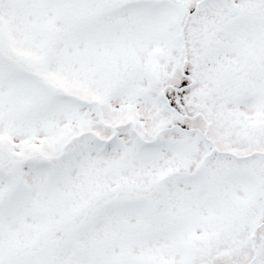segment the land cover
I'll use <instances>...</instances> for the list:
<instances>
[{
    "label": "snow or ice",
    "instance_id": "6c2138e0",
    "mask_svg": "<svg viewBox=\"0 0 264 264\" xmlns=\"http://www.w3.org/2000/svg\"><path fill=\"white\" fill-rule=\"evenodd\" d=\"M0 264H264V0H0Z\"/></svg>",
    "mask_w": 264,
    "mask_h": 264
}]
</instances>
